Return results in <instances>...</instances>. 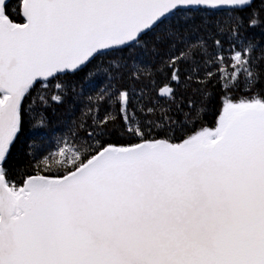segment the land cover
Here are the masks:
<instances>
[{"label":"snow or ice","instance_id":"6c2138e0","mask_svg":"<svg viewBox=\"0 0 264 264\" xmlns=\"http://www.w3.org/2000/svg\"><path fill=\"white\" fill-rule=\"evenodd\" d=\"M0 264H264V0H0Z\"/></svg>","mask_w":264,"mask_h":264}]
</instances>
